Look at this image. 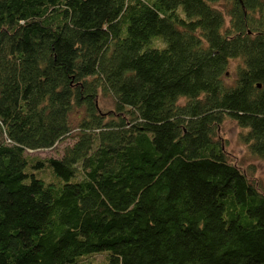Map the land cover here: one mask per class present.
Segmentation results:
<instances>
[{"label": "trees", "instance_id": "obj_1", "mask_svg": "<svg viewBox=\"0 0 264 264\" xmlns=\"http://www.w3.org/2000/svg\"><path fill=\"white\" fill-rule=\"evenodd\" d=\"M227 118L264 160V0H0V264H264Z\"/></svg>", "mask_w": 264, "mask_h": 264}, {"label": "rangeland", "instance_id": "obj_2", "mask_svg": "<svg viewBox=\"0 0 264 264\" xmlns=\"http://www.w3.org/2000/svg\"><path fill=\"white\" fill-rule=\"evenodd\" d=\"M229 73L227 75L226 81L231 83L234 79L235 75V62H232L229 65ZM104 104L107 106L111 105V101L109 99H105ZM240 130V126L231 119L227 118L222 124L220 128V136L223 138L226 151L228 155L236 160L239 164L246 167L248 164L253 162L256 167V176L259 180V184L264 189V160H260L256 157H253L249 154L247 147L243 145L238 139V131ZM74 142L73 138H67L62 143L56 144V146L52 148H41V149H30L27 151V154L35 155L40 158L44 157H59L62 152L63 148L67 144H72ZM33 171H35L36 175L40 178H44L47 181H54L57 180L56 175L52 171V167L49 164L42 165V167H31ZM90 259L93 262L101 263L102 261H106L107 255L105 253L101 255H92Z\"/></svg>", "mask_w": 264, "mask_h": 264}]
</instances>
